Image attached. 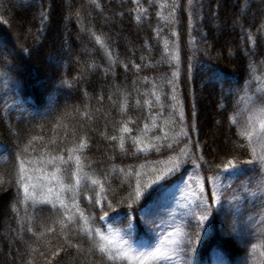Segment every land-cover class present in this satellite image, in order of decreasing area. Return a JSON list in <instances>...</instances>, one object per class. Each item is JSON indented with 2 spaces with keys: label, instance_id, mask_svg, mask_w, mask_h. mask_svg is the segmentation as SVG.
Here are the masks:
<instances>
[{
  "label": "trees",
  "instance_id": "obj_1",
  "mask_svg": "<svg viewBox=\"0 0 264 264\" xmlns=\"http://www.w3.org/2000/svg\"><path fill=\"white\" fill-rule=\"evenodd\" d=\"M0 42L27 50L0 66V264H129L86 235L126 223L91 219L93 180L135 187L194 145L220 169L249 157L234 116L244 99L261 107L264 0H0ZM159 190L132 205L135 224ZM210 227L199 257L233 260ZM257 247L264 264V232Z\"/></svg>",
  "mask_w": 264,
  "mask_h": 264
},
{
  "label": "snow or ice",
  "instance_id": "obj_2",
  "mask_svg": "<svg viewBox=\"0 0 264 264\" xmlns=\"http://www.w3.org/2000/svg\"><path fill=\"white\" fill-rule=\"evenodd\" d=\"M251 39V37H249ZM22 46H9L6 43L0 42V66L4 68H11L15 59L20 56L21 53L26 52ZM207 54V53H205ZM11 58V59H9ZM139 70L140 65H135ZM195 65L192 58L188 59L187 74L191 78L193 69ZM0 75H6V73H0ZM177 72H173L172 76L176 77ZM63 83V82H62ZM172 84L173 81H168ZM175 91V87H173ZM175 99V96H173ZM261 107L258 111L264 114V91H262L259 97ZM255 103V101H254ZM225 107L226 110V106ZM123 132H130L131 129L128 127H123L121 129ZM261 130L264 131V121L261 122ZM249 138L251 133L248 134ZM113 141L116 137H111ZM81 147H86L85 143L81 142ZM193 149L185 150L181 149L180 154L175 158H171L168 161L170 166L163 170L157 172L154 178H149L147 181L141 182L139 179L135 187L131 183L124 186L123 183L117 185V187H111L108 184L106 188L104 184H101L98 180H93L92 184L98 186L100 193L98 195L95 193V188L92 189L93 195L88 197V203L93 208L100 205L99 212L94 215L91 219L103 221L105 217H109L111 212L113 216L123 222L126 218V223L122 229L123 233L129 238L132 236L133 226L135 223V213L138 209L133 208L132 205L136 204L141 200L142 197L146 199V193L149 189H153L154 186L158 189L165 188L168 183H175L176 180H181L183 177L188 176L189 167L196 169V174L194 176H188L192 183H195L197 187L195 189H189L192 197L195 200L194 206L191 209L192 220L195 221L194 224L189 222L192 229L191 232H184L181 227L177 226L171 233H162L164 239L160 242L158 246H152L150 250L139 252L136 255L129 256L128 252L124 251L123 248L119 250L118 255L122 256L124 259H129L134 262V264H193V256L196 253V244L200 241V232L204 230L205 222L209 220L211 216L213 219L221 217V228L225 238L233 239L238 238V233L242 225H245L247 221L243 219L244 216V205L248 203V198H251L253 202L258 201L261 209L260 215L262 217V222H264V155L256 156V152L253 149L252 155L255 160H246L238 162L236 164L229 161L228 165L224 169H220L218 165H214L206 160L204 157L195 156V147ZM123 149V143L120 145ZM170 150H174L171 149ZM143 151V149H141ZM125 155H131L135 157L136 153H130L125 151ZM188 156L190 160L181 159L180 156ZM193 156L195 158H193ZM79 157L76 158V163L79 164ZM259 165V170L257 171L255 166ZM242 165H253L252 169L242 167ZM248 171H253L254 175L252 177H247L246 173ZM203 172V175H201ZM175 174V175H174ZM227 174L235 178L240 176L246 177V182L241 181L235 187L232 183L221 184V176ZM171 181L170 177H173ZM79 184V178L76 181ZM223 188V191L221 189ZM27 190V189H25ZM108 193H111L112 199H108ZM126 193V195H124ZM225 193H231L230 195H225ZM240 193L244 195L241 196ZM106 202V203H105ZM228 204L231 208L235 209L234 213H230L225 208V204ZM123 205H127L128 211L125 212L124 217H121L117 212V208ZM74 207L79 210V205L75 204ZM107 209V210H105ZM140 211H144V206L141 205ZM81 219H85L87 222L88 218L83 216L81 213ZM253 217L248 216V221H251ZM144 223L147 225L149 223L155 224V221L151 219L150 213L145 212ZM86 235L88 238L92 239L93 247L98 248L103 256H106L109 261H113L117 256L112 255L111 250L105 241H109V237L103 235L100 229H88ZM98 235L101 242H96L94 236ZM127 244V241H124ZM142 247L144 245H141ZM129 249L131 248L128 245ZM183 253V256H180ZM223 264V262H222Z\"/></svg>",
  "mask_w": 264,
  "mask_h": 264
},
{
  "label": "rangeland",
  "instance_id": "obj_3",
  "mask_svg": "<svg viewBox=\"0 0 264 264\" xmlns=\"http://www.w3.org/2000/svg\"><path fill=\"white\" fill-rule=\"evenodd\" d=\"M21 23H19L20 25ZM23 24V23H22ZM121 35V33H117ZM126 42L129 37L123 34ZM75 59V58H74ZM256 103L251 99H244L238 112L234 116L238 130L242 133L245 142L249 148V157L246 160H255L252 155L253 149L256 156L264 155V131L261 130V122L264 121V114H261ZM11 129V128H9ZM249 133L251 137L249 138ZM242 167L252 169L253 165H242ZM259 170V165L255 166ZM196 169L189 167L188 176H194ZM253 171L246 173L247 177H252ZM188 176L183 177L181 180H176L175 183H169L165 188L160 189L151 200L144 206V211L139 213V225L134 223L132 236L129 238L122 231L124 228H112L108 231L109 244L114 248L117 253L121 248L128 252L129 256L138 254L139 252L150 250L152 246H158L164 239L162 233H171L177 226L181 227L184 232H191L192 229L189 225L195 223L191 217V209L194 206L195 200L189 189H195L197 185L192 183ZM241 181L246 182L245 176H240L238 179L227 174L221 176V184L232 183L233 187ZM223 191V188L221 189ZM231 193H225L230 195ZM243 196V193H240ZM248 203L244 205L243 219L247 221L245 225L241 226L238 233V238L232 240L238 245L234 259L230 260L221 256L217 251H212L203 257H199L201 245L204 244L211 232V223L214 219L210 216L209 220L205 222L204 230L200 232V241L196 244V253L193 256V264H261L260 252L258 250V242L264 232V222L260 215L261 209L259 202H253L248 198ZM226 210L234 213L235 209L231 208L227 203L225 204ZM145 212L150 213L151 219L155 224H145ZM251 215L253 219L248 221V216ZM218 224L219 232L223 234L221 228V217L215 219ZM224 235V234H223ZM127 241V244L124 243ZM128 245L131 246L129 249ZM141 245H144L143 247ZM244 248V249H243ZM183 256V253H180ZM129 264H134L133 261L126 259Z\"/></svg>",
  "mask_w": 264,
  "mask_h": 264
}]
</instances>
